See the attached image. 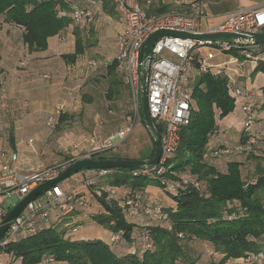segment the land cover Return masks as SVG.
I'll list each match as a JSON object with an SVG mask.
<instances>
[{
    "label": "trees",
    "instance_id": "1",
    "mask_svg": "<svg viewBox=\"0 0 264 264\" xmlns=\"http://www.w3.org/2000/svg\"><path fill=\"white\" fill-rule=\"evenodd\" d=\"M200 1L202 0H196L193 4ZM70 12L67 0H0V18L5 23L24 30L23 41L29 53L46 51L48 40L62 34L75 22L74 13L72 15ZM165 13L168 12L157 15ZM74 34L75 52L63 56L67 64L75 63L85 51L79 31L75 30ZM254 48L260 51H255ZM224 54L238 61L247 60L246 55L251 54L254 59H258L259 64L252 76L264 73V63H261L264 61V45L239 46ZM200 56L193 55L196 70L193 85L190 86L191 121L180 131L178 151L169 160L165 174L167 179H173L179 184L177 191L166 189L157 178H134L129 175L130 170L107 171L104 183L99 182L97 187L100 189L94 191L93 196L84 189L86 184L82 185V190H74L76 196H86V201L71 215L87 208L94 209V199L97 203L96 214H91V211L89 213L93 222L110 231L114 243H124L127 249L133 250L120 252L102 240L73 241L65 238L64 231L55 227H43L0 247V255L12 256L20 264H206L207 257L202 253L198 255L193 246L201 243L208 244L214 253L221 256L219 262L213 261L212 264H250L253 257L259 259L251 264H264V120H259L256 115L260 100L256 97L251 101L236 99L227 88L230 79H234L227 67L215 74L212 72L213 68L208 74H201L197 62ZM119 64L115 58L106 67L105 81L109 85L106 98L109 100L126 91L132 98L128 86L118 74ZM2 81L7 84L6 77H0V83ZM5 85L0 84V87ZM239 85L237 82V86L241 87ZM246 91L250 93L249 90ZM261 92L264 100V86ZM83 99L85 102H92L91 97L84 96ZM2 100L0 98V120L6 116L5 120L9 121L8 146L15 149L13 126L22 107L20 103L13 101L10 110L11 107ZM248 103L253 105L254 124L246 128L243 122L244 128L239 141L235 145L223 144L220 138H223L224 133L219 121L232 115L237 104L243 113L242 108ZM260 108L264 109V102ZM140 112L142 115V102ZM67 117L66 112L62 113L52 130L60 122L67 121ZM21 118L20 116L19 119ZM141 122L146 127L142 117ZM126 125L127 120L121 129ZM156 127L163 134V127L159 124ZM258 127L261 130H257ZM252 130H255L254 134H251ZM154 144L153 150L142 155L139 160L154 158L155 140ZM240 155L257 163V178L252 182L245 179L244 164L239 160L227 162L225 172L219 168L224 164V156ZM80 157L68 156L66 163L48 166L45 170H63ZM94 158L131 160L111 157L108 152ZM219 159L221 161L217 163ZM96 184L98 183L86 186ZM156 187L163 189L173 199L172 207L165 208L158 199L151 204L142 201V197L146 196L144 193L151 195L147 189ZM112 189L117 192L111 194ZM136 204L138 207H135ZM146 210H151L152 213L147 214ZM141 216L149 218L151 224L139 228L134 220ZM3 240L4 238L1 241Z\"/></svg>",
    "mask_w": 264,
    "mask_h": 264
},
{
    "label": "built area",
    "instance_id": "2",
    "mask_svg": "<svg viewBox=\"0 0 264 264\" xmlns=\"http://www.w3.org/2000/svg\"><path fill=\"white\" fill-rule=\"evenodd\" d=\"M125 19L127 31L118 39L119 67L117 69L120 78L128 86L135 104L134 116L128 119L127 125L113 136L97 141H90V149L85 155L78 158L93 159L104 152H115L118 147L134 132L137 121L141 122L140 97L142 92L143 71L139 64L140 51L144 42L153 33L160 30L182 32L188 34H202L201 22L203 19L202 1L193 4L188 12L172 11L161 15H148L142 3L149 0H109ZM94 13L90 9H81L74 12V20L80 22H93ZM264 31V4L253 9L240 8L230 13L217 27L207 33H245ZM250 45L246 41L231 39L215 40H190L175 37H164L158 40L151 51V55L144 67L148 68V106L150 117L155 124L163 127L162 149L160 162L156 166H145L139 169H131L129 175L134 178H157L162 185L170 191H177L179 185L172 184L165 177L168 171V162L178 151L181 136L180 131L188 126L191 121V91L189 81L192 72L196 69L193 55L202 47H209L219 53H229L234 48ZM252 46V45H251ZM255 47V46H253ZM167 54L172 59L163 56ZM200 54V52H198ZM247 59L254 60L251 54ZM212 58V55L209 56ZM201 74H208L211 65L207 59H198ZM95 63L91 62L90 67ZM2 86L6 81L0 83ZM229 92L238 100L251 101L253 95L244 88L238 87L235 79H230L227 84ZM245 115V127L250 128L255 118L253 105L248 103L242 108ZM64 108L59 107L56 114L48 121L49 127H54L58 117L64 113ZM225 153V152H224ZM77 160V161H78ZM66 168L60 170L36 171L30 169L22 171L16 166L5 165L0 169V224L4 221L8 211L5 210L2 197L17 193L20 200L28 196L40 185L58 177ZM99 176L107 175V171L97 172ZM96 178H90L84 184L92 185ZM187 181H185V184ZM83 184V185H84ZM172 184V185H171ZM197 186V185H196ZM116 191L111 190V194ZM86 196H76L74 190H64L57 186L44 195L28 204L23 213L16 219L11 229L0 240V247L5 246L11 240L36 232L38 224L59 212L62 216L71 215L78 206H82ZM139 204V203H138ZM138 204L135 207H138ZM151 214V210H146Z\"/></svg>",
    "mask_w": 264,
    "mask_h": 264
},
{
    "label": "crops",
    "instance_id": "3",
    "mask_svg": "<svg viewBox=\"0 0 264 264\" xmlns=\"http://www.w3.org/2000/svg\"><path fill=\"white\" fill-rule=\"evenodd\" d=\"M195 1L196 0H149L148 2H143L142 6L147 14L157 15L170 11L188 12ZM242 1L243 0H203L204 17L201 22V30L203 32L211 31L222 23L230 13L240 8L253 9L264 4V2L255 3V5L245 7ZM67 2L71 8L70 13L72 15L76 10H92L94 13L93 22L83 21L78 23L75 21L62 34L50 38L48 40V49L42 52L29 53L23 41L24 30L7 24L3 21V18H0V74L7 79V84L4 87H0V98L3 99L2 101L7 104V106L11 107L10 110H12L11 103L13 101V103L16 102L17 104H22L23 102L27 104L30 101L34 102L36 106L35 111L42 114L40 116L43 117H37V119H34V122L39 124V121L43 120L46 126L48 125V121L56 114L59 107H63L65 112L66 110L70 112L77 110L78 106H80L78 105L79 101L77 99L80 89H82V87L84 88L92 74L95 76L98 75L99 71L104 72L103 69L106 70V67L117 58L118 39L127 31L125 19L117 10L116 6L109 0H67ZM75 30H78L81 35L85 51L84 54L77 58L75 63L67 64L63 56L75 52ZM254 50L260 51L255 48ZM200 55V57L207 59L214 71L219 72L222 68L227 67L232 77L233 72H230V70L236 71L237 69H241L243 71V76H239V81L233 78L244 87L241 84L239 86L249 90L253 97L260 100L256 115L259 120H264V109L260 108L264 102L262 99V92L261 90L256 91L254 87V83L258 80L260 74L257 75V78L251 75L256 69L255 63L252 60L251 62L247 61L243 63L229 55V57L225 59L224 56L226 55L219 52L217 54L209 52L208 55L200 53ZM210 55H212V58H209ZM91 62L95 63L94 67H90ZM194 71L191 74L189 86L194 82ZM99 74L101 75L102 73ZM250 76L254 77V79L250 78ZM262 82L263 84H261L259 88L264 86V81ZM238 113L242 117L233 113L225 120L219 121L224 133L223 138H220L223 144L235 145L239 141V139L237 140L234 138V132L237 131L239 122L243 127L244 114L240 106L238 108ZM5 119L6 116L4 119L0 120V169L5 165H13L22 171L34 169L39 172L45 170L51 162L45 164L42 161L43 156L46 154L43 146L29 153L22 152L19 149V141L16 137L17 128H23V124L20 123L18 127L13 126L15 129V149L8 146L9 130H7V128L10 127V124L9 121ZM37 126L38 125H33V127ZM47 129L48 126L45 128L40 127V132L43 136V144L48 138ZM258 129L261 130L260 127H258L257 130ZM254 132L255 130H252L251 134H254ZM238 157H241V155ZM229 161L231 160H227L226 163ZM239 161L245 164L244 161ZM226 163L219 167L222 172L226 171ZM82 173L87 174L88 172ZM94 174L95 176L93 178H96V181L105 177H100L97 172ZM76 176L77 175L64 182L62 188L64 190H78L83 184H77L73 188H67V184L75 180ZM152 189L153 188L147 189L151 195L144 193V195H146L144 197L145 199L156 201ZM89 213L90 208L69 216H62L59 212H55L49 219L40 222L38 224V229L43 227H55L59 231H64L66 233V239H71L73 241L102 240L120 252H129L133 250L127 249L124 243H114L112 233L96 225ZM134 222L139 228L151 224V220L143 216L135 218ZM0 257L4 259V261H0V263L20 264V261L15 260L12 256L0 255Z\"/></svg>",
    "mask_w": 264,
    "mask_h": 264
},
{
    "label": "rangeland",
    "instance_id": "4",
    "mask_svg": "<svg viewBox=\"0 0 264 264\" xmlns=\"http://www.w3.org/2000/svg\"><path fill=\"white\" fill-rule=\"evenodd\" d=\"M264 0H243L242 4L245 7L255 5V3H262ZM200 52L203 55H208L209 52L218 53L209 47H202L196 51V53ZM224 58H228L227 54H224ZM163 56L167 59H172L173 57L167 54H163ZM250 59L242 60L241 62H247ZM255 66L257 67L259 64L256 62ZM261 63H264L261 62ZM104 72L99 71L98 75L93 76L92 74L88 82L85 84L84 88L80 89L79 94L77 95V99L79 101L78 108L74 112H70L66 110L67 121L60 122L56 129L52 130V127L48 125L47 131V139L43 144V136L40 132V127H47L45 121L40 120L39 124L34 122V119L37 117H41L35 111L36 106L34 102L30 101L25 104L24 102L21 104L22 111L18 112L19 116L16 121H14V126L18 127L21 123L23 124V128H17V138L19 141V149L22 152H33L43 146L44 152H46L45 156H43L42 161L47 164L51 162L49 166H59L61 164L66 163V157H80L85 154L90 149V141L92 139H97V141H103L106 138H109L116 134L118 130L123 127L124 122L129 118H131V114L135 112V104L132 100L129 93L122 92L120 96H114L111 100L106 98L109 92V85L105 81L106 70L103 69ZM255 71V70H254ZM215 74L217 71H212ZM233 72V77L239 81V76H243V71L241 69H237L236 71L230 70ZM99 73H102L104 76L101 77ZM260 74L258 80L254 83V87L256 91H260L262 81H264V73L259 72L254 77L257 78V75ZM253 75V73L251 74ZM254 77H251L254 79ZM191 83V82H190ZM241 84V83H240ZM193 85V83H192ZM191 85V87H192ZM242 85V84H241ZM250 85V83H249ZM243 86V85H242ZM244 87V86H243ZM84 96L91 97L92 102H85L83 99ZM140 102H142V92L140 97ZM239 104L236 106V115H240L238 113ZM20 116L22 117L21 119ZM240 117H242L240 115ZM43 118V117H41ZM264 123V122H263ZM137 127L134 132L118 147L115 152H108L109 156H119L121 158H129L131 160H139L142 155H145L153 150L154 140L151 132L145 127L142 122L137 121ZM33 125H38L37 127H33ZM253 129V128H252ZM243 130L242 125L238 124L237 131L234 132V138L239 139L241 136V132ZM242 156V155H241ZM228 157L224 156L222 162L226 163L227 160H242L244 161V169L243 175L245 179L250 180L251 182L257 178V171L255 161H250L247 157ZM220 159L215 162L220 163ZM40 162V161H39ZM214 162V164H215ZM95 172L79 173L77 174L75 180L69 182L67 184V188H73L75 185L84 184L87 179L93 178L95 176ZM105 178L98 179L96 181V186H86L84 185L85 190L89 191V193L93 196L94 191L100 189L97 186L100 183H104ZM100 181V183H99ZM172 184L179 185L173 179L170 181ZM171 184V185H172ZM83 186L81 185L78 189L82 190ZM106 188V187H105ZM107 189V188H106ZM117 192V190L113 189ZM153 194L156 199L160 200V204L165 208H170L173 206V199L168 196L165 191L161 188H153ZM115 192V193H116ZM119 195V194H118ZM20 201V196L17 193H12L10 195H5L2 197V203L6 211L12 210ZM142 201L147 204H151L152 200H148L142 197ZM93 208L91 214H96L95 208H97V203L93 199ZM10 209V210H9ZM108 241V239H107ZM195 252L199 254H203L207 257L208 262L206 264H212L219 262L221 256L214 253V250L207 244L195 243L193 244ZM1 258V257H0ZM259 258H254L253 261L258 260ZM4 261L3 258L0 260ZM252 261V262H253ZM251 262V263H252ZM250 263V264H251ZM242 264V263H240ZM255 264V263H254Z\"/></svg>",
    "mask_w": 264,
    "mask_h": 264
},
{
    "label": "water",
    "instance_id": "5",
    "mask_svg": "<svg viewBox=\"0 0 264 264\" xmlns=\"http://www.w3.org/2000/svg\"><path fill=\"white\" fill-rule=\"evenodd\" d=\"M164 37H175L190 40H215V39H231L242 40L248 42L252 46L264 45V31L262 32H245V33H202V34H188L182 32H173L167 30H160L152 35L144 42L140 51L139 64L143 71L142 79V119L146 127L153 135L156 142V153L153 159L148 160H104V159H81L66 168L58 177L40 185L33 190L28 196L24 197L19 203L7 214L4 221L0 224V240L11 229L16 219L23 213L28 204L35 201L52 188L57 187L73 176L82 172H97L110 170H131L139 169L145 166H156L159 164L163 149H162V135L158 131L156 124L150 117L148 106V68L144 67L148 58L151 55L154 44Z\"/></svg>",
    "mask_w": 264,
    "mask_h": 264
},
{
    "label": "bare ground",
    "instance_id": "6",
    "mask_svg": "<svg viewBox=\"0 0 264 264\" xmlns=\"http://www.w3.org/2000/svg\"><path fill=\"white\" fill-rule=\"evenodd\" d=\"M172 180V179H171ZM10 210V209H9Z\"/></svg>",
    "mask_w": 264,
    "mask_h": 264
}]
</instances>
